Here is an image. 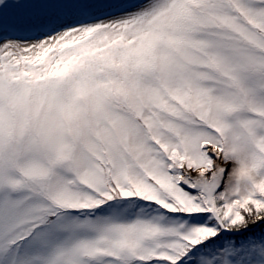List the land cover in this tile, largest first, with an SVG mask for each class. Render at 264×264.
<instances>
[{
	"label": "snow or ice",
	"instance_id": "snow-or-ice-1",
	"mask_svg": "<svg viewBox=\"0 0 264 264\" xmlns=\"http://www.w3.org/2000/svg\"><path fill=\"white\" fill-rule=\"evenodd\" d=\"M0 264H264V0H0Z\"/></svg>",
	"mask_w": 264,
	"mask_h": 264
}]
</instances>
